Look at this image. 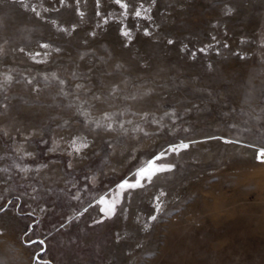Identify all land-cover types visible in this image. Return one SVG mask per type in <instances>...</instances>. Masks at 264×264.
<instances>
[{
    "label": "rangeland",
    "instance_id": "1",
    "mask_svg": "<svg viewBox=\"0 0 264 264\" xmlns=\"http://www.w3.org/2000/svg\"><path fill=\"white\" fill-rule=\"evenodd\" d=\"M170 2L175 0L158 2L153 12L157 22L158 11ZM220 2L187 0L183 12H173L172 22L166 30L177 40L174 45L151 43L143 35L145 27L154 30L149 22L129 18L125 23L133 30L134 39L131 47L123 48L122 37L118 35L120 25L111 19L103 25L99 17H94L90 8L92 0H89L88 22L82 25L78 36L73 34L76 40L87 38L91 44L84 29L100 24L95 28L96 39L111 49L117 60L124 62V76L131 77L130 83L141 92L156 89L161 97L157 100L159 107H150L165 125H169V119L163 116L166 108L182 111L185 104L192 102V96L178 90L177 85L197 79L200 88L216 89L218 98L209 102L205 96L200 101L203 110L193 113L190 118L186 116V122H179L181 128L189 129L188 132L166 135V129L161 128L159 135H152L156 124L126 114L125 120L132 119L149 135L130 133L132 139L123 146L119 157H110L104 164L97 166L100 156L104 155L102 148L97 147V156L83 163L74 162L73 167L67 169L69 157L61 155L63 146L55 153L49 151L53 147L52 141L59 138L55 122L43 118L53 111L47 107L51 99L47 94L33 96L22 81L13 85L9 92L12 103L23 108L22 116H31V120L21 123L20 127L22 130L38 127L40 132L33 137L30 146H26L34 154L33 158L19 160L10 150L0 151L8 157L0 161V167L8 166L12 176L6 185L0 186V196L13 202L9 212L0 216V230L4 232L0 236V264H37V257L40 264H264V163L256 158V149L264 147V63L258 61L261 51L257 45L240 44L241 38L251 39L254 34L264 31V0H231L243 6L236 15L226 18L216 7ZM28 4L29 9L37 7L48 18L61 22L76 19L70 10L45 13L43 8L49 7L50 0H28ZM105 7L112 16L115 15L114 5ZM0 23L3 25L0 36L9 40L0 71L11 67L18 79L21 76L30 78L41 66L32 64L11 49L27 46L43 51L37 48V41L42 43L49 39L51 26L10 0H0ZM213 24L218 26L214 28ZM225 31L227 35H224ZM213 35L219 44L211 40ZM225 42L229 44L228 48L223 47ZM209 43L213 47L206 55L198 51ZM181 44L196 51L195 61L190 59L187 51H180ZM64 46L70 55L62 53L49 67L70 64L76 56L71 44ZM249 47L253 51L249 52ZM217 51L219 55H216ZM234 51L249 58L241 60L233 55ZM141 63L148 66L141 68ZM207 63H211L216 75L227 82V91L212 82L210 74H205ZM61 75H65L63 70ZM120 78L116 77L117 80ZM136 110L137 105L133 102L132 111ZM213 136L239 139L243 144L256 147L208 139ZM41 138L47 143H40ZM180 138L201 143L189 152L181 153L180 157L172 158L177 172L159 179V185L168 193L163 198L162 215L151 224L148 232H130L128 243L116 244L113 234L125 225L119 218L105 221L103 225L95 224V220L101 218L96 199L114 188L134 165L143 164L170 141ZM132 144L138 147L133 150L134 158L129 159ZM13 161L33 169L46 164L48 168L39 175L47 174L50 178L45 179L44 187L34 193L33 186L24 184L16 169L11 168ZM99 168L106 174L101 176L102 182L97 181L93 186L88 178L94 173L99 174ZM34 186L39 188V185ZM153 191L136 201L141 223L153 214ZM73 194L80 199H74ZM33 195L39 199L34 200ZM37 205L47 210L40 212ZM84 208L88 211L79 215ZM73 217L76 219L69 223ZM41 240L44 245L39 243ZM137 242L142 247L135 248Z\"/></svg>",
    "mask_w": 264,
    "mask_h": 264
},
{
    "label": "snow or ice",
    "instance_id": "2",
    "mask_svg": "<svg viewBox=\"0 0 264 264\" xmlns=\"http://www.w3.org/2000/svg\"><path fill=\"white\" fill-rule=\"evenodd\" d=\"M10 2L19 4L26 11L30 10L35 13L36 18L49 24L52 29L47 41L42 43L37 41V48L43 51L27 46L11 49L13 52L21 53L32 64L41 66L30 78L29 76H21L18 79L15 69L11 67L0 71V151L10 150L19 160L33 158L34 154L26 146H30L33 137H36L40 132L38 127L24 130L20 127L21 123L30 121L31 116L30 114L22 116L23 108L12 103L13 97L9 95V92L12 91L14 84L21 81L33 96L39 97L47 94L51 99V103L47 107L53 111L45 114L43 118L45 121L55 122L59 138L52 141L53 147L49 151L55 153L58 148L63 146L61 155L69 157L65 165L67 169H71L74 162L83 163L97 156V147H101L104 151V155L100 156L99 161H97V166L104 164L110 157H119L123 146L129 139H132L130 133L149 135L138 124H134L132 119L125 120L126 114L133 118L139 116L140 119L146 120L150 124H156L157 127L152 135H159L161 128L166 129V135L180 131L188 132L189 129L181 128L179 122H186V116L190 118L193 113L202 111L200 101L205 96L209 102L219 96L214 88H200L197 79H190L187 84L177 85L178 90L192 96V102L185 104L182 111H177L174 107L166 108L163 116L169 119V125H165L162 120L157 119L151 110V107H159L157 100L161 97L156 89H147L141 92L134 83H130L131 77L124 76V62L117 60L112 50L96 39L95 28L100 27V24L94 25L91 29H84L87 37L91 38V44L87 38L76 40L74 37L73 34L78 36L82 25L88 22L89 0H50L49 7L43 8L45 13L60 12L64 9L70 10L76 17L75 20L69 19L63 22L42 15L37 7H30L29 9L28 0H10ZM158 2L160 0H92L90 8L93 16L99 17L103 25H107L110 19L120 25L118 35L122 37L120 43L123 48L131 47L134 39L133 30L125 23L129 18L149 22L151 29L154 30L145 27L143 35L148 37L151 43L160 44L164 42L166 45H174L177 40L166 29L168 24L172 22L173 12H183L187 0H175L174 3L165 4L163 9L158 11L159 22H157V17L153 15ZM106 5L115 6L112 10L115 13L114 16L109 13ZM241 6L243 5L233 3L231 0H221L216 5L222 17L225 18L236 15ZM217 26L218 24H213L214 28ZM2 29L3 25L0 23V30ZM224 35H227L226 31ZM211 40L217 44L220 43L215 35L211 37ZM8 43V39L0 36V63H3L5 45ZM65 44L72 45L76 56L71 59L70 64H57L56 67H49L59 59L62 53L70 55L69 49L64 46ZM240 44L257 45L261 51L258 61L264 63V31L254 34L251 39L241 38ZM212 47L213 45L209 43L200 47L198 51L206 55ZM223 47L228 48L229 44L225 42ZM180 51H187L190 59L196 60V51L188 49L187 44H181ZM248 51L251 52L253 49L249 47ZM216 55H219L218 51ZM233 55L238 56L241 60L249 58L237 51H234ZM139 66L146 68L148 65L141 63ZM61 70L64 71L65 75H61ZM204 72L206 75L210 74L209 78L212 82L217 86H223V91H227V82L216 75V70L211 63L204 66ZM117 76L121 78L117 80ZM133 102L137 105L136 111H132ZM21 116L22 119H19ZM126 125H131V127H126ZM208 139H218L224 144H242L244 147H256L253 144H243L239 139L233 140L217 136L208 137ZM40 143H47V141L41 138ZM198 143L201 141L195 139H188L187 142L184 138L172 140L166 147L149 156L143 164L134 165L114 188L107 190L96 199L101 218L96 219L95 224L103 225L105 221H113L119 218L125 227L113 234L114 242L118 245L122 241L128 243L130 232H148L151 224L157 222L162 215L163 198L168 195L159 185V179L167 178L169 174H175L177 165L172 158L180 157L181 153L189 152ZM137 147V144L131 145L128 153L129 159L134 158L133 150ZM7 158L6 154H0V161ZM256 158L259 162L264 163V147L256 149ZM85 167L91 168L90 165H85ZM11 168L16 169L24 184L33 186L34 193L44 187L45 179L50 178L47 174L43 177L39 175L41 171L48 168L46 164L33 169L13 161ZM112 171L115 172V169ZM33 172L37 175H31ZM105 174L103 168H99V174L94 173L88 178L89 182L94 186L95 182L101 181V176ZM11 179L10 168L8 166L0 167V186L6 185ZM34 185H39V188ZM150 190H154L151 195L153 214L141 223L140 214L135 208L136 201L147 196ZM32 198L34 200L39 199L35 195ZM73 198L80 199L76 194H73ZM12 204V200L5 201L3 196H0V216L9 212V206ZM37 207L40 212L47 210L40 205ZM87 211L88 208H84L79 215H83ZM33 213H29V215ZM74 219L76 217L70 218L69 223ZM2 235L4 232L0 230V236ZM39 243L44 245L43 240ZM134 247L140 248L142 245L137 242ZM126 254L130 255V253ZM37 264H40L39 257H37Z\"/></svg>",
    "mask_w": 264,
    "mask_h": 264
}]
</instances>
